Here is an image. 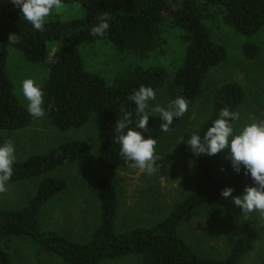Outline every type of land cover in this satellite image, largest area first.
<instances>
[{"label": "trees", "instance_id": "trees-1", "mask_svg": "<svg viewBox=\"0 0 264 264\" xmlns=\"http://www.w3.org/2000/svg\"><path fill=\"white\" fill-rule=\"evenodd\" d=\"M72 4L83 8L82 17L52 16L46 20V30L40 32L32 28L10 0H0V133L24 131L34 122L16 95L7 71L9 52L13 50L24 62L47 67L48 75L42 85L50 127L60 133L92 128L97 147L94 157L103 171L130 168L115 143L114 127L124 112L133 113L135 120V105L128 99L134 89L150 86L156 93L164 91L170 101L183 96L190 102L188 109L197 105L209 73L227 59L226 49L212 39L205 21L217 17L222 25L243 38L264 30V0H64V5ZM101 14L110 16L109 30L103 37H93L90 30ZM165 23L181 31L185 46L181 64L171 75L159 66H138L123 71L108 83L84 66L80 48L96 42H107L118 53L148 57L159 47ZM55 42H61L60 52L49 59L48 44ZM244 99L238 83L223 84L215 92L209 116L190 134L198 131L203 136L222 108L238 111ZM179 122L180 119H174L170 131ZM161 123L159 115L149 112L148 134L158 143L166 134L160 130ZM183 149L193 178L190 190L154 225L119 232L115 222L120 208L118 196L110 178L98 177L93 187L97 224L84 242L46 229L42 214L67 189V182L54 172L89 161L93 156L91 145L72 139L44 154L15 161L8 184L34 182L35 189L23 206L0 209V264H13L6 244L18 238L29 239L61 264H104L129 257L137 258L139 264H240L253 250L251 242L237 239L226 258L214 260L200 257L179 230L185 219L212 204L221 208L225 219L236 220L242 212L231 200L222 198L220 192L228 186L234 189L233 196L240 195L246 186H252V180L243 169L240 174L219 180L215 172L220 153L195 156L186 144ZM259 264H264V258Z\"/></svg>", "mask_w": 264, "mask_h": 264}, {"label": "rangeland", "instance_id": "rangeland-1", "mask_svg": "<svg viewBox=\"0 0 264 264\" xmlns=\"http://www.w3.org/2000/svg\"><path fill=\"white\" fill-rule=\"evenodd\" d=\"M83 15V8L72 4L53 11L50 17L76 19ZM205 22L212 39L226 49L227 59L209 73L197 105L179 118L180 122L175 130L167 132L160 139L156 147L160 167L156 171L149 173L147 170L133 168L103 171L94 157L97 147L92 128L77 133H60L50 127L46 116L34 118L27 130L0 133V143L9 139L14 142L16 161H22L30 155L44 154L72 139L85 140L92 147L93 156L89 161L54 172L55 176L67 182V189L44 209L42 224L46 229L54 230L75 242L86 241L97 224L93 187L100 176L111 179L118 196L120 208L115 222L119 232L154 225L163 219L190 190L193 178L183 145L196 125L209 116L215 92L223 84L236 82L244 91V103L238 110L241 117L237 122L238 127L248 122L250 117L264 118V30L254 37L243 38L222 25L217 17ZM181 36L180 30L165 23L161 27L159 47L146 58L118 53L107 42L83 45L80 55L86 69L100 75L108 83L123 71L138 66H159L171 75L184 56L185 46ZM60 46L61 42L48 44L49 59L58 56ZM7 71L14 82L16 95L25 107L27 101L22 95V81L31 78L43 84L48 75L45 65H30L13 50L9 52ZM170 102L165 92L159 91L156 99L150 102V112L159 115L155 111L156 107L166 108ZM226 155V150L220 152L216 165L215 173L219 180L235 174ZM34 189V182L8 184L7 191L0 193V209L23 206ZM179 234L202 258H226L237 239L253 244V250L243 257L240 264H259L264 258V218L258 212L242 213L236 220L230 221L224 218L217 204H212L185 219ZM6 246L13 264H61L55 257L42 253L27 238L14 239ZM104 264L139 262L137 258L129 257Z\"/></svg>", "mask_w": 264, "mask_h": 264}, {"label": "clouds", "instance_id": "clouds-1", "mask_svg": "<svg viewBox=\"0 0 264 264\" xmlns=\"http://www.w3.org/2000/svg\"><path fill=\"white\" fill-rule=\"evenodd\" d=\"M10 3L21 10L24 19L33 29L40 32L46 30V19L52 12L64 7V0H10ZM97 20L90 35L103 37L109 30L110 16L101 14ZM21 88L27 101L28 114L36 119L44 117L45 93L42 83L26 78L22 81ZM128 99L135 105V120L133 113L124 112L115 122L114 140L119 145L121 157L130 168L151 173L160 167L157 163L160 157L156 153L158 141L148 134L150 102L156 99V91L150 86L141 85L132 91ZM189 103L183 96H177L168 107H156L155 111L162 121L160 130L169 132L174 119L183 117L188 111ZM48 107L51 108L52 105ZM240 119L238 111L224 107L203 136L198 131L191 133L184 143L195 156H213L226 150V158L232 170L240 174L243 169L244 174L250 176L252 186H246L237 196L232 195V187L226 186L220 192L221 197L231 200L244 214L258 212L264 216V118L250 117L248 122L238 127ZM15 161L14 142L9 139L0 143V193L7 191Z\"/></svg>", "mask_w": 264, "mask_h": 264}]
</instances>
